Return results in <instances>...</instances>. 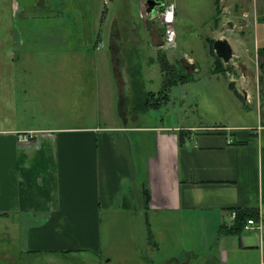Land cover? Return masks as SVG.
<instances>
[{"label":"crops","instance_id":"1","mask_svg":"<svg viewBox=\"0 0 264 264\" xmlns=\"http://www.w3.org/2000/svg\"><path fill=\"white\" fill-rule=\"evenodd\" d=\"M10 1L0 0V13ZM49 1H14L23 19L41 21H31V25L36 24L35 30H23L19 42L67 44L68 51L53 54L52 59L50 53L47 59L46 53L35 54L42 68L31 72L6 68L1 62L22 61L23 55L0 52V232L13 246L3 253H47L57 257V253L67 252L101 257L107 219H112L107 216L114 215L115 219L138 218V232H145L150 245L148 219L156 250L165 244L178 247L183 232L189 234L193 231L189 226L197 224L195 231L201 236L202 248L219 251V257H210L206 264H228L231 257L250 253H254L257 264H264V130L258 131L264 125L261 101L254 122L248 120L247 124L222 131L190 125H128L129 116L133 121L141 116L136 111L142 106L140 94L150 92L151 101H155L156 92H143L141 86L144 75L151 81L156 61L164 56L162 8L152 17L146 12L147 0H112L117 3L114 9L109 8L110 0H61L56 5L68 7L74 21L53 24L50 17L57 10ZM121 1L131 4L121 7ZM217 1L222 11L214 20L218 31L212 42L228 40L235 53L233 63L242 53H250V60L253 45L262 57L258 44L264 48V5L260 8L259 0ZM135 9L141 21L138 32H144L147 45V52L136 56L120 51L124 33L132 35L127 43H139ZM111 10L116 15L109 27ZM252 15L257 21L256 27L250 28ZM232 21H247V28L252 29L250 48L243 40L246 26L239 34L227 32L228 28L220 33ZM46 26L56 29L46 33L37 30ZM260 26L263 30L259 33ZM22 28L23 23L18 24V29ZM14 30V24L0 22V45L15 39ZM93 39L95 53L99 51L96 47L105 43L112 47L110 54L91 53L89 44ZM43 60L55 63L45 69ZM216 61L226 70L222 60ZM186 62L195 65L191 58ZM91 63L97 68H90ZM193 72L196 68L189 74ZM263 74L261 70L259 79L264 83ZM23 76H46L44 83L51 95L36 93L39 82H24ZM245 78L246 73L240 75L241 81L230 78L227 82L243 83L242 88L250 91ZM256 85L260 87L257 80ZM30 92L39 95L36 115L27 111L32 106L26 100ZM236 93L240 95L239 87ZM18 106L20 111H14ZM108 109H116L115 121L125 125L103 127ZM26 133H32L33 139L20 141L19 135ZM145 191L150 200L147 208ZM237 211L262 213V232L252 230L246 236L221 232L233 228L231 214ZM181 251V255L193 254L186 247Z\"/></svg>","mask_w":264,"mask_h":264},{"label":"rangeland","instance_id":"2","mask_svg":"<svg viewBox=\"0 0 264 264\" xmlns=\"http://www.w3.org/2000/svg\"><path fill=\"white\" fill-rule=\"evenodd\" d=\"M14 1L11 0L6 4V7H3L2 12L0 13V22L12 23L15 26L14 33H16L15 39H10L4 45H0V52H5L6 54L11 55H23L22 61L7 60L1 62L6 65V68L12 69L14 71L23 69V71H34L36 69H41L39 67L38 60L35 59V54L41 56L45 54V59H47V54H51V59L53 54L63 53L68 51L67 44H51V45H38L35 41H28L20 44L21 32L27 29V33H30L31 30H35V26L41 21L38 18L36 19H23L22 12H19L18 5H14ZM22 1V0H17ZM109 5V8L114 9V6L117 5L116 2H112ZM173 2L176 6L175 11V24L174 28L177 34V46L176 48L163 49L162 53L164 56L158 58L156 61L155 75L151 78V81H148L144 75V82L141 86V91L143 90H154L155 101H151L150 92L146 94H140V112L139 119L133 121L129 116L128 125H142V126H185L190 125L193 127L204 129L205 131H210L215 129L217 131L225 130L226 127L238 125V124H247L248 120L254 122L257 119V112L259 109L258 104L261 101V108H264V83L260 82L261 76V64L264 65V55L261 57L257 54L256 47L254 50H251L252 54L249 58L250 53H242L241 56L235 59L234 63L231 61L229 64L223 65L226 70H223L222 65L217 63L216 60H221L214 54L212 50L213 44L212 39L215 38L217 29L214 23L217 13L221 12L222 9L220 4H217L216 0H166ZM61 0H50L49 3L52 5V8L57 10L54 17H50L53 24H69L74 21L72 17V11L68 7L58 4ZM132 2L137 3V0H132ZM263 0H259V7L262 8L264 3ZM121 7L129 6L128 2L121 1ZM23 6V4H22ZM130 8V7H129ZM163 11V10H162ZM240 12V9H239ZM237 12V13H239ZM253 13V12H252ZM128 14H131L129 12ZM134 20L138 24L136 36L139 35L140 38H137L139 43L132 41L127 43L126 39L131 34H123L124 44L121 45V53L128 55H138L142 51L147 52V45L145 44V34L144 32L139 31V19L138 12L133 13ZM116 12H109L107 18L109 27L111 26L112 21L115 19ZM240 15V14H239ZM222 17V15L220 16ZM125 16L123 15V20ZM261 18V15H259ZM252 26L250 28L256 27L255 18L253 20V15L251 16ZM132 21V18H129ZM138 20V21H137ZM31 21L36 23L31 25ZM23 23L21 30L18 29V24ZM27 24V27L24 26ZM231 22V26L227 24L223 27V32L226 28L227 32L234 31L239 34L242 30L241 27L246 26L247 21H238ZM30 24V25H29ZM261 24V23H260ZM234 27H233V26ZM134 27V25H133ZM164 28V27H163ZM246 26V34L244 35L243 40L246 41V45L250 48V41L252 40V35ZM40 29V30H39ZM56 28H49L46 26L44 28L40 27L37 30L44 31H55ZM105 32L108 31L107 28L104 29ZM260 26L257 29V32L262 31ZM164 31V29H163ZM25 41V39L23 38ZM92 40L89 46L92 48L91 53L97 54H110V49L112 48L109 44H103L96 47L94 51V44ZM18 41V42H17ZM136 42V43H135ZM135 43V44H134ZM252 47V48H253ZM246 48V47H245ZM259 53H261L262 45L258 44ZM264 49V48H262ZM215 52V51H214ZM256 54V56H255ZM28 55H34V57H28ZM193 59L195 62L196 72L193 74H188L183 66V61L187 59ZM133 62L138 63L137 60ZM220 62V61H219ZM45 63V69H51L49 64L55 62H47L46 60L42 61V64ZM189 63V62H188ZM88 64V61L85 63ZM92 64V63H91ZM97 64V63H96ZM167 64V69L164 68V65ZM190 64V63H189ZM88 67V65H87ZM90 68H97V65L92 64ZM220 68L222 71H220ZM151 69V68H150ZM163 69V70H162ZM236 70V71H235ZM222 72V73H218ZM147 72H150L149 69ZM146 72V74H147ZM246 73L248 78L243 79L248 85L250 91H245L243 89V83L237 82L236 85L229 84L227 81L230 78H236L240 80V75ZM31 74V73H29ZM28 74V75H29ZM190 78L189 81L184 82V77ZM258 78V79H257ZM34 79L38 81L36 85L35 92L43 96H50V87H48L44 82H46V76H39V79L34 77L23 76V81ZM258 81L260 82V87L257 88L256 85ZM33 81V80H32ZM241 81V80H240ZM31 82V81H30ZM27 83V85L30 84ZM38 86V91H37ZM239 87L240 95L236 93V87ZM25 90V86H24ZM234 90L235 93L232 91ZM261 91L262 95L258 97V91ZM145 92V91H143ZM147 92V91H146ZM238 97L236 98V96ZM246 93V94H245ZM24 94V93H23ZM248 94V96H247ZM25 97V95H24ZM260 98V99H259ZM26 100L32 104L31 108L27 110L29 115L37 114L39 108L36 109V104L39 101V95L29 93ZM155 104V105H154ZM146 105H149L146 108ZM146 108V113L143 112ZM14 110V109H13ZM14 111H20L19 106ZM25 111V110H23ZM47 111V110H45ZM115 111L116 109H108L109 117L107 122L103 121L101 125L104 127L106 124L111 125L112 127H117L120 125H125L122 121H115ZM51 110H49V113ZM48 113V114H49ZM136 113V112H135ZM249 114V115H248ZM31 118V116H30ZM264 118V113H263ZM262 125V124H261ZM107 224L105 229V244L103 251L101 252V257H96L93 254L86 255L82 254H69L60 256L52 255H40L23 252V255L19 256L18 253L12 252V254H4L6 250L13 249V246H9L8 241L5 240L4 236L0 232V264H93L94 261L97 264H185L191 261V264H200L201 262L206 264L207 260L210 257L218 258L219 251L211 249L214 252H207L205 248H202V243L200 242L201 236L195 231L197 224H193V227L189 226V234L183 232L184 238H180V245L177 247L175 245H167L160 250L153 248L154 242L148 244L146 240L145 232L141 234L138 232L137 225H139L140 220L137 218L129 219L127 217H119L115 219L114 215H108ZM260 233L259 231L257 232ZM243 234H249L247 231H243ZM155 239V238H154ZM157 241V240H156ZM187 242V243H186ZM17 241V246H18ZM186 249L193 253L187 255H181L183 252L182 249ZM23 251H25L23 249ZM240 254L235 257L230 258L228 264H257L254 256V253ZM182 256V257H181ZM259 264V263H258Z\"/></svg>","mask_w":264,"mask_h":264},{"label":"built area","instance_id":"3","mask_svg":"<svg viewBox=\"0 0 264 264\" xmlns=\"http://www.w3.org/2000/svg\"><path fill=\"white\" fill-rule=\"evenodd\" d=\"M161 11V22L164 27V48H176L177 46V34L174 28L175 24V11L176 6L173 2H167ZM264 130V125L259 127L258 131ZM33 139L32 133H26L19 135V140L23 142H29ZM236 212L231 214V220L235 221ZM263 229V214L258 213V217L255 219L248 220L247 224L244 226V231L256 230L262 232Z\"/></svg>","mask_w":264,"mask_h":264},{"label":"water","instance_id":"4","mask_svg":"<svg viewBox=\"0 0 264 264\" xmlns=\"http://www.w3.org/2000/svg\"><path fill=\"white\" fill-rule=\"evenodd\" d=\"M166 0H147L145 7L146 12L148 15L154 17L158 10L164 8L166 5ZM213 49L216 53V56L220 58L225 64H229L234 56V50L226 39H218L213 44ZM185 70H188L187 73L189 74L191 71L195 70L194 64H189L185 60L182 62Z\"/></svg>","mask_w":264,"mask_h":264},{"label":"trees","instance_id":"5","mask_svg":"<svg viewBox=\"0 0 264 264\" xmlns=\"http://www.w3.org/2000/svg\"><path fill=\"white\" fill-rule=\"evenodd\" d=\"M212 44H214V42H212ZM261 53H264V49L261 50ZM220 61V60H219ZM164 68L167 69V64L164 65ZM261 69L264 71V65L261 66ZM163 70V69H162ZM262 79H264V74L261 77ZM184 82H187L190 80V78L184 77ZM260 82H263V80H260ZM231 87H233V84H231ZM262 91V90H261ZM260 91V94L262 95ZM182 140V138H181ZM145 194H147V192L145 191ZM149 196L147 194V199H146V208L148 207V203H149ZM258 217V214L253 212V211H243V212H236V219H235V224L233 226V228L231 229H221V232H224L225 234H229V235H235V236H240L243 231H244V226L247 224L248 220L251 219H255ZM146 224H147V228H148V239L149 242H153V236H152V232H151V227H150V223L148 221V219H146ZM40 254V253H37ZM67 252H59L57 253L58 256L60 257H64V255H66ZM40 255H49L47 253H41ZM68 255V254H67ZM24 264V263H23Z\"/></svg>","mask_w":264,"mask_h":264}]
</instances>
